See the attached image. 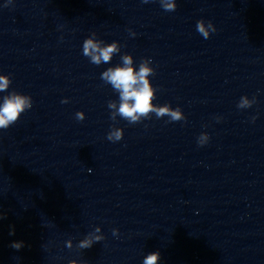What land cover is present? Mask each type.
I'll return each instance as SVG.
<instances>
[{"label":"water","instance_id":"water-1","mask_svg":"<svg viewBox=\"0 0 264 264\" xmlns=\"http://www.w3.org/2000/svg\"><path fill=\"white\" fill-rule=\"evenodd\" d=\"M175 4L0 0L11 80L0 98L32 100L0 129V264H143L153 251L157 264H264V0ZM201 19L216 29L208 39ZM92 32L120 45L109 63L82 54ZM122 54L137 70L151 59L152 103L185 120L110 118L119 94L100 76ZM242 96L256 102L240 109ZM112 127L120 141L107 139ZM89 233L104 239L80 249Z\"/></svg>","mask_w":264,"mask_h":264},{"label":"clouds","instance_id":"clouds-1","mask_svg":"<svg viewBox=\"0 0 264 264\" xmlns=\"http://www.w3.org/2000/svg\"><path fill=\"white\" fill-rule=\"evenodd\" d=\"M12 0H7L10 4ZM143 3H148L149 0H142ZM160 4L165 11H175V0H160ZM196 30L203 38L208 39L210 32H215L216 29L211 21L207 23L201 19L196 22ZM131 35L135 36L132 32ZM97 34L92 32L89 37L83 41L82 54L88 57L90 62L94 65L101 63H109L114 54L120 52V45L118 42L105 43L100 39H96ZM122 63L113 67H108L101 73V80L105 84H110L115 92L119 94V102L108 101L107 107L112 110L110 118L115 121L117 116L127 120L130 124H135L143 119H150L151 114L154 113L156 118L167 116L169 122L185 120L179 106L176 108L170 107L167 103L164 105H155L152 101L155 99L156 89L152 87L148 79L149 76L154 75V69L150 67L152 61L150 58L142 59L139 63L138 70L133 66V58L130 54L121 55ZM11 80L8 75H0V92H7ZM0 102V129H7L14 124L21 113L32 107L31 97L20 94L16 91L8 92ZM67 99L61 103H67ZM256 102L255 97L251 100L247 96H242L237 104L240 109L249 108ZM75 118L78 121H83L84 113L78 111L75 113ZM219 119V118H217ZM253 116L252 120L255 121ZM123 130L119 127H112L107 134V139L112 142H117L122 139ZM207 133L202 132L198 137V145L202 146L208 141ZM4 215L0 214V219ZM95 232H100V228H95ZM114 236L118 234V229H112ZM10 235H14V228L10 226ZM103 235H94L89 233L84 239L80 240L78 247L80 249L91 248L95 242L102 241ZM12 248L19 250L23 246L22 241H14L10 245ZM67 247H71L70 242H66ZM160 258L158 251L149 253L144 259L143 264H157ZM69 264H76L75 261H70Z\"/></svg>","mask_w":264,"mask_h":264}]
</instances>
